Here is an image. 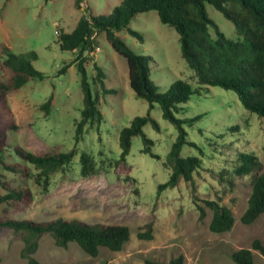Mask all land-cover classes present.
I'll return each mask as SVG.
<instances>
[{
    "label": "rangeland",
    "instance_id": "rangeland-1",
    "mask_svg": "<svg viewBox=\"0 0 264 264\" xmlns=\"http://www.w3.org/2000/svg\"><path fill=\"white\" fill-rule=\"evenodd\" d=\"M76 1L0 0V57H5V47L17 55L34 51L37 59L31 63L44 74L42 80H31L0 99L5 161L24 164L14 156V147L39 154L76 151L72 161L52 174L47 184L36 182L37 171L33 168L29 177L1 168L0 175L11 186H25L32 192L31 205L11 213L15 219L44 224L60 218L91 225H124L130 228L131 235L122 250L102 248L93 257L76 243L60 247L51 234L43 233L37 238L32 258L37 264H145V259L168 262L183 255L185 264H235L230 258L234 251L250 249L255 239L264 244V214L250 225L240 220L248 206L252 179L260 171L242 177L226 173L225 180H232V185L220 180L219 174L231 170L240 152L255 154L264 169V118L246 110L233 91L204 86L176 114L181 119L199 117L184 125L187 140L194 145L184 146L181 151L182 157L202 160L194 174L195 187L181 180L177 186L159 193V185L170 177L171 169L164 163L178 131L163 118L158 104L149 110L148 102L135 96L126 60L101 34L97 37L98 48L86 64L87 74L92 80L96 75L94 65L103 67L105 86L113 92L104 95L98 82L92 81L104 120L98 128L87 125L83 139L76 143L75 126L81 118L83 92L80 75L72 65L74 56L60 49L58 33L72 31L87 6L94 15L106 17L122 0H81L80 8ZM206 10L227 38H238L230 20L210 4H206ZM130 28L143 33L145 40L141 42L127 31L119 35L137 54L150 56V80L158 86L159 93H166L177 80L199 86L195 73L182 57L179 35L173 27L160 22L156 11L137 14ZM65 64L71 66L59 74ZM2 76L6 81L10 73L3 69ZM51 94L54 100L46 116L41 105ZM147 113L160 127L158 131L148 123L143 128L154 143V156L143 152L142 137L135 136L127 157L129 170L117 174L111 166L121 153L119 134L135 117ZM82 152L93 157L99 166L97 174H81ZM0 193L4 191L0 189ZM217 198L235 217L232 229L224 233L210 230V209L206 208L200 219L202 201ZM150 222L152 238H140ZM25 238V234L8 227L0 230V264H30L24 256ZM253 254L255 264H264L258 251L253 250Z\"/></svg>",
    "mask_w": 264,
    "mask_h": 264
},
{
    "label": "trees",
    "instance_id": "trees-1",
    "mask_svg": "<svg viewBox=\"0 0 264 264\" xmlns=\"http://www.w3.org/2000/svg\"><path fill=\"white\" fill-rule=\"evenodd\" d=\"M81 0L76 1L80 8ZM206 4L212 5L223 16L230 20L236 29L238 38L229 39L219 29L218 25L209 17ZM156 11L162 24L173 27L179 35L182 57L187 66L195 73L198 87H193L184 80H177L170 85L166 93H159L158 86L150 80V56L137 54L119 35L127 31L130 35L143 42V33L130 28L133 18L139 13ZM105 35L112 49L123 57L128 66L129 84L137 98L148 102L149 110L156 104L162 110L163 118L172 123L178 131V136L164 165L171 169L169 180L159 185L158 192L173 188L184 180L190 186L194 185V174L202 165V160L196 157H182L184 146L194 145L187 140L188 133L185 124H191L199 119H181L176 116L184 109L194 94H200L205 87H220L233 91L244 108L251 113L264 118V0H122L119 6L106 17L94 15L87 6L75 28L70 32L58 33V43L62 51L70 52L80 75L83 92V108L81 118L75 126V142L79 143L84 136L85 127L95 124L97 128L104 120L99 109V101L93 94L92 81L98 82L104 95L112 93V89L105 86L106 73L98 64L94 65L96 75L91 80L87 74L86 64L98 48L97 37ZM5 57H0V99L9 92H16L31 80H42L44 74L34 68L31 60L37 59L34 51L22 55L13 53L8 47L3 49ZM90 55V56H89ZM65 64L59 74L65 73L70 67ZM10 76L4 81L2 70ZM54 96L41 105L45 115H49ZM152 124L160 130L158 122L147 113L145 116L135 117L129 126L124 127L119 134L121 153L112 168L117 174L128 171L127 157L130 153L132 139L141 136L144 144L143 152L152 156L153 141L143 131L146 124ZM6 135L0 132V168L21 177L31 176V168L37 171V183L47 184L52 174L62 170L76 155L75 149L68 152L33 153L22 147H14V156L22 161L6 162ZM81 174L88 177L97 174L99 166L93 157L82 152L80 155ZM231 170L219 174V179L233 184L226 178L247 176L259 172L252 179V191L248 206L240 217L245 225L254 223L264 214V169L261 161L253 153L240 152L232 162ZM129 179V178H127ZM130 179L134 181L131 177ZM0 230L4 227L19 234H25L24 256L30 264H37L32 254L37 247V238L43 233H49L60 247H67L76 243L85 253L96 257L102 248L110 251H120L130 239V228L124 225H91L76 220L56 218L47 223H36L28 220H18L11 216L13 211H24L32 203V192L25 186H11L10 181L0 175ZM199 205L200 219L205 215V209L212 211L209 228L213 233L230 231L235 217L230 208L221 204V199L203 200ZM145 233L140 238L151 239L153 223L144 226ZM253 250L264 257V244L259 239L252 242L251 248L234 251L230 258L235 264H255ZM145 264H185L183 255H178L168 262L145 259Z\"/></svg>",
    "mask_w": 264,
    "mask_h": 264
}]
</instances>
